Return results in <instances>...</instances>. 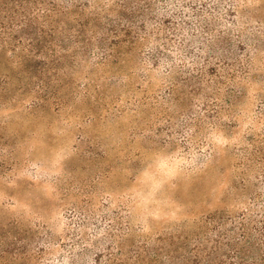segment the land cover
Returning a JSON list of instances; mask_svg holds the SVG:
<instances>
[{"label": "rangeland", "instance_id": "1", "mask_svg": "<svg viewBox=\"0 0 264 264\" xmlns=\"http://www.w3.org/2000/svg\"><path fill=\"white\" fill-rule=\"evenodd\" d=\"M154 1L170 3L151 26L181 44L164 50L173 64L152 65L149 34L102 62L94 47L119 0H90L80 64L45 57L60 16L0 0V264L228 259L220 234L252 192L239 151L264 144V0ZM207 7L210 42L196 17ZM201 41L222 49L206 66L190 58Z\"/></svg>", "mask_w": 264, "mask_h": 264}, {"label": "trees", "instance_id": "2", "mask_svg": "<svg viewBox=\"0 0 264 264\" xmlns=\"http://www.w3.org/2000/svg\"><path fill=\"white\" fill-rule=\"evenodd\" d=\"M40 2L42 3L44 14L47 11H53L61 18L57 25L58 33L57 40L53 45L54 48L51 49L49 55L45 53V57L53 56L58 51L60 53L69 51V62L71 64H80L82 61L86 62L85 60L87 59L82 57L89 51L88 31L90 24L87 10L90 6V0H40ZM168 5L170 6V3L167 1L165 4L157 5L154 0H119V16L115 14L107 19L105 35L100 36L101 39H99L96 47H94V52L98 56H101L103 62V60L105 61L111 56H116L119 48L120 58L122 55L120 48L123 45L127 43L136 44L146 34L150 36L156 34L151 26L152 21L155 20L154 16L160 10L167 11ZM206 10L207 13L205 15L203 13L196 14V17H198L197 22H199L197 26L198 30L209 34L210 40L208 41L210 42L213 40L211 38L212 36L214 37V30H209V28L202 26V21L205 19L204 16H214V9L209 7ZM165 22L169 23L171 21L164 20ZM171 29L172 27L167 25L165 30L170 31ZM155 36L159 40L149 45V49L153 50V53L149 55L148 59L151 60L152 65L156 66L173 64L174 60L167 56L164 50H169L171 49L169 47H173V50L178 51L181 44L179 46L168 44L167 46V42L163 41L158 35ZM43 41L44 39H39L36 43L33 44L31 42L29 45H39ZM200 43L203 44V42L198 43V47L196 48L198 53H192L190 58L192 62L202 60L203 66H206L205 64H209L210 60L217 58L216 53L221 52L222 49L212 47L210 43L207 46H200ZM203 53L205 56L202 57ZM43 63V65L46 64V62ZM61 63L60 56H57L49 59L48 64L50 68L56 69L58 68V64ZM42 68L40 71L41 75ZM209 71H213V69ZM58 75L56 74L57 79ZM39 79L41 80V84L43 82V87L48 86L47 81L44 83L41 77ZM46 94L45 91L43 96H46ZM258 144L260 142H255V144L253 143V147H245L239 151L244 159V161L238 164V168L241 170V188L252 187V192L249 205L245 211L232 219L231 228L226 233L221 232L220 234L223 237L231 239L228 243L230 245L229 253L225 254L228 259L217 261L214 256L209 255L201 264H264V144L261 146ZM66 261L68 264H74L70 257H67Z\"/></svg>", "mask_w": 264, "mask_h": 264}]
</instances>
